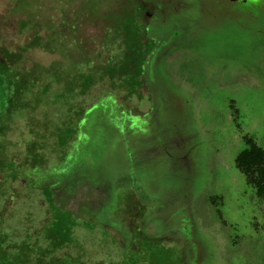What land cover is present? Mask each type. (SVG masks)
Returning a JSON list of instances; mask_svg holds the SVG:
<instances>
[{
	"label": "rangeland",
	"instance_id": "1",
	"mask_svg": "<svg viewBox=\"0 0 264 264\" xmlns=\"http://www.w3.org/2000/svg\"><path fill=\"white\" fill-rule=\"evenodd\" d=\"M163 8L166 19L149 23L161 43L147 59L151 78L141 114L133 102L122 112L118 96L117 106L100 100L98 82L82 103L94 105L76 125L78 138L69 137L66 97L44 93L41 79L51 74L34 68L27 122L45 154L41 163L23 161L19 186L28 180L30 190L12 186L4 227L22 226L17 220L26 217L24 230L49 233L54 211L44 205L43 183L57 206L82 219L67 237L73 245L58 255L87 264H132L131 257L146 253L156 264H264V198L234 162L244 135L264 149V0H171ZM83 112H69L70 128ZM19 121L9 138L26 141ZM66 134L77 138L72 150L59 144ZM35 196L43 210L22 216V199ZM135 197L139 215L129 211L122 219L123 204ZM59 218V226L73 223ZM140 237L142 253L133 250Z\"/></svg>",
	"mask_w": 264,
	"mask_h": 264
},
{
	"label": "flooded vegetation",
	"instance_id": "2",
	"mask_svg": "<svg viewBox=\"0 0 264 264\" xmlns=\"http://www.w3.org/2000/svg\"><path fill=\"white\" fill-rule=\"evenodd\" d=\"M169 4L171 0H0V61L28 73L27 101L36 94L31 95L36 90L31 79L34 68L51 74L41 79L43 92L66 97L64 128L71 129L69 137L77 133L78 138L81 128L76 125L94 105L84 108L82 103L98 82L102 86L100 100L110 98L115 104L118 96L125 102L119 108L122 112L128 102H133L136 114L143 113L138 104L149 91L147 59L161 43L149 23L152 21L156 27L164 21L166 13L162 9ZM35 6L37 9H31ZM34 53L40 55L39 61L33 59ZM82 108L84 112L80 118L73 117L70 128L69 112ZM69 137L66 134L60 145L72 150L78 142L77 138L68 141ZM63 154L67 157L66 152ZM128 200L123 204L122 219L129 211L133 216L141 211L140 199L135 197L130 204ZM70 259L75 264L88 262L78 255Z\"/></svg>",
	"mask_w": 264,
	"mask_h": 264
},
{
	"label": "trees",
	"instance_id": "3",
	"mask_svg": "<svg viewBox=\"0 0 264 264\" xmlns=\"http://www.w3.org/2000/svg\"><path fill=\"white\" fill-rule=\"evenodd\" d=\"M28 77V73H21L12 64L0 61V92H2V103L0 104V175L2 176L0 179V264H68V261L72 264L70 257L62 256L65 259L67 258L65 262L64 258L60 257L61 255H58L56 251L64 246L73 245L67 237L70 238V230L74 222L82 219L54 203L49 185L42 183L41 186L43 200L45 201L44 205H48L54 211L50 217L48 234L42 236L40 234L41 230L36 232V229L30 228L29 225V228L27 227L24 230L23 227L29 222L26 217L17 220L18 225L22 226H16L12 229L8 227V230L4 227L6 226L5 221H7L5 208L10 198L15 194L13 193L15 189L13 190L12 186L18 187L22 181V178L19 180L20 177L24 176L23 161L31 159L34 163H41L45 154H43L44 145L36 140L34 132L27 122L28 112L31 109L30 102L26 98V90L29 85L26 79ZM15 110L22 111L18 112L15 117H11ZM19 120H23V131L28 135L26 141L9 138L10 131L13 128L19 129L21 127ZM19 134L22 135V131L19 130ZM46 140H48V137H46ZM243 140L245 147L236 154L234 158L235 166L243 172L247 182L255 187L257 196L264 198V149L255 143L250 136L244 135ZM19 143L24 146L23 152L11 148L19 145ZM31 183L27 180L22 186H19L21 187L19 189L23 190L22 193L26 194V191L30 190L29 184ZM38 199V196L32 198V201L30 198H23L22 203H20L22 206L18 212H21L22 216L41 213L43 207L38 203ZM28 200L31 205L27 203ZM62 216L69 217V220H72L73 223L69 225L70 227L68 223L59 226L57 221ZM141 240L140 237L139 248L133 249L136 252L139 251V253H141L140 249L143 247ZM131 258L132 264L145 261L147 264H156L154 260L157 257H153L152 253H146V257ZM79 264L86 263L80 261Z\"/></svg>",
	"mask_w": 264,
	"mask_h": 264
}]
</instances>
